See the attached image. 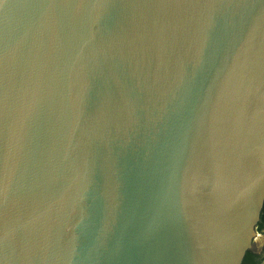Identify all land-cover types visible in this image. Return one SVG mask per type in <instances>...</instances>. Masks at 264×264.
Instances as JSON below:
<instances>
[{"label": "water", "instance_id": "1", "mask_svg": "<svg viewBox=\"0 0 264 264\" xmlns=\"http://www.w3.org/2000/svg\"><path fill=\"white\" fill-rule=\"evenodd\" d=\"M263 210L264 0H0V264H244Z\"/></svg>", "mask_w": 264, "mask_h": 264}, {"label": "trees", "instance_id": "2", "mask_svg": "<svg viewBox=\"0 0 264 264\" xmlns=\"http://www.w3.org/2000/svg\"><path fill=\"white\" fill-rule=\"evenodd\" d=\"M258 231L262 232L264 234V210L262 213L261 221L258 225ZM261 263V254L260 252H257L256 250H249L244 264H260Z\"/></svg>", "mask_w": 264, "mask_h": 264}, {"label": "clouds", "instance_id": "3", "mask_svg": "<svg viewBox=\"0 0 264 264\" xmlns=\"http://www.w3.org/2000/svg\"><path fill=\"white\" fill-rule=\"evenodd\" d=\"M255 233H253V238H250V243H258L255 239H254ZM260 254H261V264H264V245H258Z\"/></svg>", "mask_w": 264, "mask_h": 264}, {"label": "built area", "instance_id": "4", "mask_svg": "<svg viewBox=\"0 0 264 264\" xmlns=\"http://www.w3.org/2000/svg\"><path fill=\"white\" fill-rule=\"evenodd\" d=\"M261 238H264V234L262 232L257 231L256 239L260 240Z\"/></svg>", "mask_w": 264, "mask_h": 264}, {"label": "rangeland", "instance_id": "5", "mask_svg": "<svg viewBox=\"0 0 264 264\" xmlns=\"http://www.w3.org/2000/svg\"><path fill=\"white\" fill-rule=\"evenodd\" d=\"M258 245H264V239L255 244V249H259Z\"/></svg>", "mask_w": 264, "mask_h": 264}, {"label": "crops", "instance_id": "6", "mask_svg": "<svg viewBox=\"0 0 264 264\" xmlns=\"http://www.w3.org/2000/svg\"><path fill=\"white\" fill-rule=\"evenodd\" d=\"M257 252H260L259 249H256Z\"/></svg>", "mask_w": 264, "mask_h": 264}]
</instances>
